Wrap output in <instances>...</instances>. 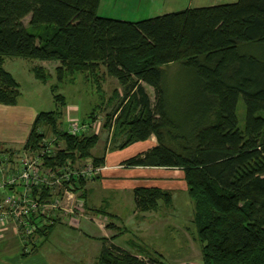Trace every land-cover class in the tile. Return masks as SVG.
Instances as JSON below:
<instances>
[{
	"label": "trees",
	"instance_id": "16d2710c",
	"mask_svg": "<svg viewBox=\"0 0 264 264\" xmlns=\"http://www.w3.org/2000/svg\"><path fill=\"white\" fill-rule=\"evenodd\" d=\"M99 2L0 0V104L16 105L20 95L19 83L3 66L6 57L58 62L56 82L49 86L57 108L35 114L22 149L40 151L47 143L43 128H48L53 144L63 141L64 147L44 155L45 166L88 158L94 167L103 162L91 157L97 136L59 128L67 101L58 92L66 76L78 74L99 87L103 67L125 86L132 110L140 111L128 123L129 139L121 147L156 139L122 164L183 172L202 263L264 264V51L250 50L264 46V0L188 7L137 21L99 16ZM31 71L43 83L50 77L43 66ZM143 84L153 88V101ZM240 99L243 128L237 118ZM85 184L83 179L72 184L82 198ZM38 191L34 187L32 196L41 201L50 196L46 188ZM162 198L172 200L159 187L133 189L139 211L154 208ZM55 223L59 219L35 233ZM95 264L166 263L104 241Z\"/></svg>",
	"mask_w": 264,
	"mask_h": 264
},
{
	"label": "rangeland",
	"instance_id": "374dc122",
	"mask_svg": "<svg viewBox=\"0 0 264 264\" xmlns=\"http://www.w3.org/2000/svg\"><path fill=\"white\" fill-rule=\"evenodd\" d=\"M235 1L236 0H127L128 8H130L128 9L120 0H103L97 15L104 17L108 15L117 18L123 16L121 13L128 10V15L130 17L135 13H139L142 14L141 16H148L146 18H149L188 7H205L223 3H232ZM28 20L29 16L24 17L23 23L27 25ZM250 50L253 52H262L264 51V46L257 45ZM57 65V61L6 57L3 66L19 83L20 95L16 106L0 105V109L6 113H9V111L17 112L23 122H28L26 123V126H29L31 122L29 118L33 117L38 112L55 110L57 104L53 100L49 86L56 82L54 68ZM34 66H43L46 68L50 75L46 83H43L34 77L31 71V68ZM99 73L101 75V78L98 81L99 87H97L95 82H89L83 74L75 75L72 79L71 77L69 78L66 76L65 81L58 85V92L64 94L67 101V106L63 109L62 116L60 117L59 128L69 130V123L71 121H77L79 124H81L82 121L86 122L85 124L88 125V128H86V131L84 132L88 135L92 134L97 136V141L91 149V157H96L99 162L100 160L103 161L97 166L98 168H101L98 173L95 174L94 177L85 180L86 184L82 189L85 198H83L84 205L83 207H79L78 211H75L77 214L83 213L84 217H79V222L77 224H67L62 219V222L59 221V223H55L54 226L50 227L48 231L41 235L34 232L33 236L27 241V243L26 241L22 242L23 253L27 252L28 254L35 250H39V248H42L43 250L46 248V252L49 253L51 246L56 245L53 236L48 237L51 231L58 234L63 232L72 239V242H74L72 243L73 245L75 243L82 245L80 237H83L82 235L85 232H90L92 236L94 234L93 230L95 229L96 238L94 243L98 254L103 242L110 241L145 260L149 257H155L159 260H163L166 264H203L202 244L196 234L193 221V202L188 196L186 190H181L179 187L181 181L185 183L183 172L180 169L159 168L158 171H161L162 176L164 174L175 176L176 181H178V186L177 189L173 191V199L169 203H164V198H162L157 202L155 207L150 210L139 211L136 210L135 205L132 207L130 194L127 196L122 195V197L120 196L121 198H118L115 193H110L108 188L107 190L102 189L104 188L103 186L101 187V185H103L102 183L105 184L109 182H106L103 178L104 160L105 155L108 152L114 154L115 157L116 153L119 157L124 156L132 151V147H135V149H144L151 141L147 140L144 144H135L131 148L128 147L134 143L124 146L123 148L121 147V144L129 139L130 126L128 123L134 115H139V107L134 111L132 110L131 107L133 105L130 101H126L128 99L126 98L127 95L124 91L125 86L116 78L107 76L103 67H101ZM145 87L147 88V93L150 99L153 101V88L146 84ZM119 106L126 107L125 113L116 111ZM244 111L245 108L243 101L240 99L237 103V118L239 126L242 128L244 125ZM43 132L46 134L47 141H52L54 139L50 129L43 128ZM153 139H155L154 136ZM153 142L156 144L155 140L152 141V143ZM54 146L55 148L64 147V143L63 141H59L58 144H54ZM8 149L9 152L11 151V157L15 159L14 163L17 165H15V167H20V159L26 151L22 148L16 147H10ZM30 155L33 154L31 153ZM87 163L93 164V161L90 158L87 160L81 159L70 165L76 166ZM120 165L124 166L122 162ZM120 181L124 180H116L113 183H118ZM92 182L96 183L98 193L91 195L94 202V204L91 205L87 188H89L88 184ZM111 187L118 186L112 185ZM137 187H142V185H137L133 188ZM80 192H75L76 198L73 199L72 196L69 201H67L66 197H63V204L69 202V205H71L73 200L76 199L78 200L77 202H79V199L81 198V196H79ZM100 194L103 196H109L108 199L111 202H113L115 198H117V201L121 200L120 205L122 204V207L119 209H105L106 207L103 202L104 199L103 196H101V199ZM170 195L172 196V193H170ZM86 199L89 200L86 201ZM86 203H88V206ZM98 206H103V209H99ZM12 223L8 224V228L11 227L8 231L9 233L15 228ZM61 223L62 225H65L67 229L60 227L62 226L60 225ZM4 232L5 231H1L0 235L2 236ZM16 232L18 233V231ZM84 239L86 240L85 237ZM83 243L85 244V242ZM90 247H94L92 240ZM70 249L71 248L69 247L65 248L66 258L70 254ZM92 249L93 248H91V250ZM97 257L92 264H95ZM52 260L57 264L54 258ZM63 263L64 261L60 259L58 264Z\"/></svg>",
	"mask_w": 264,
	"mask_h": 264
},
{
	"label": "crops",
	"instance_id": "0c3cea01",
	"mask_svg": "<svg viewBox=\"0 0 264 264\" xmlns=\"http://www.w3.org/2000/svg\"><path fill=\"white\" fill-rule=\"evenodd\" d=\"M102 1L103 0H100L99 2L97 12L100 10ZM120 1L121 3L125 4V6L128 8L127 3L129 1L128 2L127 0H120ZM121 14L123 16H119L115 19L119 18L121 20L137 21V20L148 17V16H141L142 14H139V13H135L130 17L128 15V10ZM105 17H110V16L107 15ZM113 17L114 16H111V18ZM143 86L145 87V84H143ZM145 90L147 92L146 87H145ZM0 105H4V104H0ZM4 106H16V105H4ZM34 116L29 118L31 122L29 126H26V123L28 122H23L22 118L19 117V114L17 112L9 111V113H6L5 111H2V109H0V147L1 149L2 148L8 149L10 147L23 148L26 138L30 132ZM147 140L151 142H149L148 143L149 145L144 149H138V148L135 149V147H132L135 144H144L145 142H147ZM147 140L136 142L130 145L128 148L132 147L131 148L132 151L127 155L119 157V155L116 153V157H115L114 154L111 153L112 154L111 155L110 152H108L105 155L104 166H103L104 167L103 178L104 180H106V182L109 181L110 183L109 182L105 184L102 183L103 185H101V187L102 186L104 187L102 189L107 190L108 188L110 193H115L116 197L118 198L120 196L122 197V195L127 196L130 194L132 207H134V201H133V195H132L134 186L142 185L144 187H159V188L167 189L170 191V193H172V199H173V191H175L178 186L177 185L178 181H176L175 176H171L167 174H164L162 176L161 171H158L159 168L162 169L161 167L120 165V163L124 161L125 159H127L128 157L133 156L136 153L142 152L155 145L154 142L152 143V141L154 140L156 141V139H153V136H150ZM116 180H124V181L113 183ZM88 185H89V188H87V193L89 195V199L91 200L90 203L92 205L94 204V202H93V198H91V195L97 194L98 190L96 189L97 188L96 183L92 182ZM112 185H117L118 187H111ZM179 187L181 188V190L184 189L187 192L185 183H183L182 181ZM101 196L103 195L100 194V197ZM108 197L109 196H103L104 206L106 207L105 209L107 210L119 209L122 207V204L120 205L121 200L117 201V198H115L113 202H111L109 201ZM88 200L86 199V201ZM86 205L88 206V203H86ZM100 208L102 210L103 206L99 207V209ZM60 225H62V223ZM60 227L67 229L65 225H62ZM10 228L11 227H9L7 230H0V232L5 231L2 236L0 235L1 236L0 237V264H55L52 260L53 258L57 264L60 262V259L64 261L63 264H92L98 255V252L95 249V243H94L95 238H96L95 229L94 230L92 229L94 231L93 232L94 234L92 236L90 232L88 233L85 232L82 235L83 237H80V239L82 240V245L78 243H75L73 245L72 243L74 242H72V239H70V237L65 235L63 232L58 234L54 231H51L48 237L53 236L56 242V245L58 246L52 245L51 249H49V253L46 252L45 250L46 248L44 250L42 248H39V250H35L36 252L35 251L30 252L28 253L27 256L26 255L23 256V243H22L23 241L18 235V233L16 232V230L12 229V232L9 233L8 231L10 230ZM84 237L86 238V240L84 239ZM91 240L94 244V247H90ZM83 242H85V244ZM67 247L71 249L69 251L70 254L66 258L65 248ZM91 248L93 249L91 250Z\"/></svg>",
	"mask_w": 264,
	"mask_h": 264
},
{
	"label": "built area",
	"instance_id": "2783aa9c",
	"mask_svg": "<svg viewBox=\"0 0 264 264\" xmlns=\"http://www.w3.org/2000/svg\"><path fill=\"white\" fill-rule=\"evenodd\" d=\"M86 128L88 125L77 121L69 123L72 134L86 131ZM54 149L53 141H45L40 151L24 152L18 168L11 153L0 150V230H7L8 224L13 222L23 242L31 239L37 227L50 224L53 219L77 224L79 217L84 216L75 211L83 207L84 199L81 197L79 202L73 200L71 205L69 202L63 204L62 199L66 197L69 201L72 196L75 199L74 181L92 178L101 169L92 163L71 166L69 162L60 167H47L43 164V156L54 154ZM34 187L38 188L39 193L41 187L48 189L50 196L44 201L34 198Z\"/></svg>",
	"mask_w": 264,
	"mask_h": 264
}]
</instances>
